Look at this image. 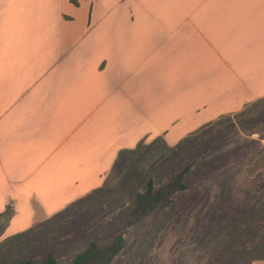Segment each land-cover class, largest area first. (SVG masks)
<instances>
[{
  "label": "crops",
  "instance_id": "crops-1",
  "mask_svg": "<svg viewBox=\"0 0 264 264\" xmlns=\"http://www.w3.org/2000/svg\"><path fill=\"white\" fill-rule=\"evenodd\" d=\"M264 99V0H0V216L24 232ZM252 264H264L254 261Z\"/></svg>",
  "mask_w": 264,
  "mask_h": 264
},
{
  "label": "rangeland",
  "instance_id": "rangeland-1",
  "mask_svg": "<svg viewBox=\"0 0 264 264\" xmlns=\"http://www.w3.org/2000/svg\"><path fill=\"white\" fill-rule=\"evenodd\" d=\"M215 122L187 147L155 136L121 152L101 192L27 237L6 243L8 215L0 216V253L35 261L53 254L67 264L93 237L106 244L124 231V212L148 177L163 181L209 149L191 176L193 188L147 217L115 264H252L239 253L264 232V99Z\"/></svg>",
  "mask_w": 264,
  "mask_h": 264
},
{
  "label": "trees",
  "instance_id": "trees-1",
  "mask_svg": "<svg viewBox=\"0 0 264 264\" xmlns=\"http://www.w3.org/2000/svg\"><path fill=\"white\" fill-rule=\"evenodd\" d=\"M224 117V116H223ZM221 117V118H223ZM219 118V119H221ZM215 121L209 122L193 132L191 135L182 139L173 147H187V143L191 142L192 136L199 137L208 133V128ZM172 147V148H173ZM175 149V148H174ZM209 152L203 153L190 160L183 167L177 169L167 175L163 181L158 182L154 176H150L142 184L133 196L132 204L124 212V231L115 236L109 243L100 244L96 237H93L83 250L78 252L72 260L67 264H115V262L123 256L129 242V237L134 233L135 229L140 226L144 220L151 215H159L171 209L178 197L189 192L193 188L190 179L194 171L198 167L202 158ZM203 156V157H202ZM102 187L95 189L84 197L71 203L67 208L60 211L53 217L36 224L32 228L9 236L6 243L12 240H20L32 234L35 230L49 223L60 220L69 215L74 207L86 201L90 197L97 195L102 191ZM239 254H246L251 262L264 261V232L260 236L257 244L248 251H242ZM0 264H61L58 259L49 254L41 261H35L32 257L8 259L0 253Z\"/></svg>",
  "mask_w": 264,
  "mask_h": 264
}]
</instances>
